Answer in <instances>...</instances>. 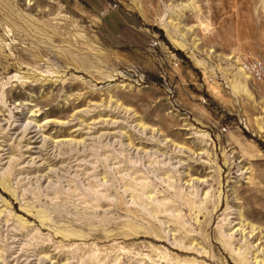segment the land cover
Listing matches in <instances>:
<instances>
[{"label": "rangeland", "instance_id": "rangeland-1", "mask_svg": "<svg viewBox=\"0 0 264 264\" xmlns=\"http://www.w3.org/2000/svg\"><path fill=\"white\" fill-rule=\"evenodd\" d=\"M183 263L264 264V0H0V264Z\"/></svg>", "mask_w": 264, "mask_h": 264}, {"label": "bare ground", "instance_id": "bare-ground-1", "mask_svg": "<svg viewBox=\"0 0 264 264\" xmlns=\"http://www.w3.org/2000/svg\"><path fill=\"white\" fill-rule=\"evenodd\" d=\"M138 125H139V124H138ZM190 179H191V178H190ZM97 201H98V200H97ZM239 216H240V215H239ZM144 231H145V230H144ZM134 234H135V233H134ZM129 235H130V234H129ZM258 236H259V235L257 234V236H256V237L259 239V237H258ZM260 237H261V236H260ZM184 263H185V262H184ZM184 263H183V264H184Z\"/></svg>", "mask_w": 264, "mask_h": 264}, {"label": "built area", "instance_id": "built-area-1", "mask_svg": "<svg viewBox=\"0 0 264 264\" xmlns=\"http://www.w3.org/2000/svg\"><path fill=\"white\" fill-rule=\"evenodd\" d=\"M176 64V63H175Z\"/></svg>", "mask_w": 264, "mask_h": 264}]
</instances>
